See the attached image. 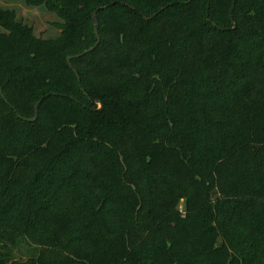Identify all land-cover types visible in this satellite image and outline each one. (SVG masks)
I'll use <instances>...</instances> for the list:
<instances>
[{"label":"trees","instance_id":"16d2710c","mask_svg":"<svg viewBox=\"0 0 264 264\" xmlns=\"http://www.w3.org/2000/svg\"><path fill=\"white\" fill-rule=\"evenodd\" d=\"M25 1L63 22L0 8V264H264V0Z\"/></svg>","mask_w":264,"mask_h":264},{"label":"rangeland","instance_id":"374dc122","mask_svg":"<svg viewBox=\"0 0 264 264\" xmlns=\"http://www.w3.org/2000/svg\"><path fill=\"white\" fill-rule=\"evenodd\" d=\"M0 8L14 9L17 13V19L32 26L35 35L38 37L56 38L61 33L58 23H62L63 19L45 5L31 6L25 0H0ZM4 31L5 29L0 26V32ZM6 250L8 248L0 242V251ZM36 252L34 245L27 242V239H21L19 245L14 246L11 250L12 256L17 259H26Z\"/></svg>","mask_w":264,"mask_h":264},{"label":"water","instance_id":"95a60500","mask_svg":"<svg viewBox=\"0 0 264 264\" xmlns=\"http://www.w3.org/2000/svg\"><path fill=\"white\" fill-rule=\"evenodd\" d=\"M94 25H95V32L97 34V37H98V41H99V35H98V18L96 16V13H94ZM72 57H68V61L69 63L71 64L70 60H71ZM38 107H39V103L36 105L35 107V110H36V115H37V111H38Z\"/></svg>","mask_w":264,"mask_h":264}]
</instances>
